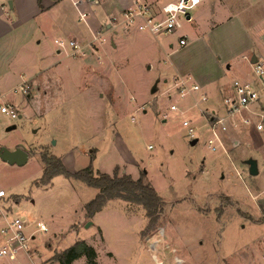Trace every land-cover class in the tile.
I'll return each instance as SVG.
<instances>
[{
    "label": "rangeland",
    "instance_id": "obj_1",
    "mask_svg": "<svg viewBox=\"0 0 264 264\" xmlns=\"http://www.w3.org/2000/svg\"><path fill=\"white\" fill-rule=\"evenodd\" d=\"M74 1L58 0L42 15L48 31L37 56L18 33L10 51L0 49V88L6 93L0 103L11 100L20 111L16 119L0 111V148L29 152L24 165L0 158V188L7 193L0 211L9 219L24 216L25 231L34 237L28 252L0 257V264H62L53 256L77 240L95 248L97 264H264V131L245 125L248 113L242 112L229 117L227 130L216 128L219 143L210 111L226 114V94H205L210 82L245 73L252 57L247 51L264 57L254 34L264 12L239 7L216 26L199 5L191 11L193 22L155 36L135 26L111 30L115 18L122 23L121 7L133 0ZM182 34L189 38L185 45L179 44ZM72 38L90 45L85 55H71ZM229 49L233 66L219 76L217 64ZM180 79L201 89L181 96ZM46 153L72 172L92 166L134 179L147 172L145 179L165 202L160 223L144 234L146 210L123 198L88 216L85 204L98 189L62 174L41 184ZM249 159L257 160L258 175L250 173ZM4 239L0 234V243Z\"/></svg>",
    "mask_w": 264,
    "mask_h": 264
},
{
    "label": "built area",
    "instance_id": "obj_2",
    "mask_svg": "<svg viewBox=\"0 0 264 264\" xmlns=\"http://www.w3.org/2000/svg\"><path fill=\"white\" fill-rule=\"evenodd\" d=\"M202 0H177L167 2L159 7L152 6L146 0H135V2L121 10L123 17L122 23L115 18L113 27L117 29L121 25L125 27L135 26L140 31L150 32L152 35L159 36L161 34H170L178 31L183 27L184 21L192 20L191 11L196 9ZM190 14V18L187 15ZM86 14H81V19H85ZM58 44L64 46V41L57 40ZM188 39L182 36L179 40L180 45L187 44ZM69 46L73 49V55L86 54V47L90 45H82L76 40H69ZM253 72L257 78V82H244L239 79L233 81V91L224 98L226 114L220 115L216 111L211 110V120L213 123L212 129L216 140L222 144L221 138L216 131L219 127L227 130L230 126V116H236L242 112H247L248 115L243 117L242 121L245 125H253L255 130L264 131V58H258L255 63H252ZM21 89L25 90L22 86ZM177 89L181 96H186L192 91L201 89L197 83H189L186 79H180L177 83ZM15 91L17 88L14 89ZM6 96L0 88V97ZM206 100V96L203 97ZM177 106L172 105V109ZM0 111L4 114L16 119L20 116L19 108L12 103L6 101L0 103ZM254 117L257 120L254 121ZM189 121H184V125L188 126ZM193 135V128L190 130ZM209 146L216 150V141L209 140ZM7 195L5 189L0 188V199ZM26 218L15 217L8 218V215L0 211V234L5 236V239L0 243V257L14 259L21 251L28 252L30 249V241L34 238L28 235L25 231ZM40 229L47 231L48 228L43 222H39ZM264 259V256H263Z\"/></svg>",
    "mask_w": 264,
    "mask_h": 264
},
{
    "label": "crops",
    "instance_id": "obj_3",
    "mask_svg": "<svg viewBox=\"0 0 264 264\" xmlns=\"http://www.w3.org/2000/svg\"><path fill=\"white\" fill-rule=\"evenodd\" d=\"M10 1L13 2L12 7L10 5ZM57 1L58 0H41V1L39 0H0V41L2 39L4 40L0 42V49L2 48V46H5V47H8V51H10L11 41H14V39L12 38L13 37L15 38L13 33H18L20 34L19 40H22V42L18 41L19 36L17 35H16L17 37L16 40L20 43H23L24 45L27 43L26 46H28V52L32 53L34 57L37 56L38 55L37 51H41L39 50V47L42 42L41 37L45 35L46 32L48 31V27L44 21L45 18L42 15L47 11V8H50L51 5L56 4ZM171 1H176V0H169V1L168 0H146V2H149L155 7H159ZM134 2L135 0H133V2L129 5L128 4L124 5L123 7H121L120 10L131 6ZM74 3L76 5H79L80 1L76 0L74 1ZM200 5L203 6V10L208 14V18H210L211 24L216 25V26L221 21H225L226 19L231 20L234 16L232 14L236 12L235 11L236 9L239 10V7L243 8V9H240L242 11H244L245 9H250L249 11H253V12H257V11L261 13L264 12V0H202ZM11 13H13V15ZM12 16H15V19ZM80 18H81V15H80ZM193 21H194V16L192 14V20L190 22H193ZM22 25L25 26V30H21V33H19L17 30H19ZM111 30H114V32H116V29L113 26ZM22 34H25V35L23 36ZM254 34L256 36V40L262 43L260 49L258 50V54L261 56H264V41L262 39V36H264V16L261 17V19H259L255 23ZM182 36L186 37L189 42V38L187 35L182 34L180 38ZM28 40H33V41L32 42L29 41L31 43L26 42ZM71 40H76V39L72 38ZM7 41H10V42H7ZM252 48H256V45L255 44L252 45L251 49ZM1 52L5 53V49L0 50V53ZM57 52H60V49H57ZM247 52L252 53L251 59L254 56H258L256 55V52L255 53H253L252 51H247ZM247 52L243 53L244 55H242L244 59L247 56L246 55ZM233 53H234L233 49H229L228 53L225 54V58L222 60V62H219L217 64V68H218L217 72L219 73V76L224 75L226 74V71L231 70L233 66V62H234V57H231ZM71 55H73L72 48H71ZM75 55H78V54H75ZM258 58H264V57H258ZM251 59L249 60L248 64H245L246 68H245V73L243 75L236 76L238 78H234L233 80H230V81L223 79L222 81L210 82L206 86L205 94L207 93L214 94L217 90H219L222 93H225L226 95H228L233 91L232 84L235 79H239L244 82H257V78L253 72V66L251 63ZM47 69L48 68L44 69L42 72H44ZM36 75L37 74H34L31 77H34ZM212 110L216 111L214 109Z\"/></svg>",
    "mask_w": 264,
    "mask_h": 264
},
{
    "label": "trees",
    "instance_id": "obj_4",
    "mask_svg": "<svg viewBox=\"0 0 264 264\" xmlns=\"http://www.w3.org/2000/svg\"><path fill=\"white\" fill-rule=\"evenodd\" d=\"M42 161L44 172L40 179L41 184L49 185L55 175L62 174L67 178L81 180L87 185L98 189L95 198L85 204L84 209L88 216H94L101 211L109 200L123 198L126 201L141 204L146 210L148 225L143 230L144 234L156 228L160 223L165 202L152 183L145 179L147 172H142L138 179H134L130 174L118 176L117 173L111 175L96 172L92 166L72 172L66 168L60 157L48 153L42 156ZM82 256L87 257L88 264H97L95 248L84 240L75 241L66 249L57 252L53 258L62 264H73L75 260Z\"/></svg>",
    "mask_w": 264,
    "mask_h": 264
},
{
    "label": "water",
    "instance_id": "obj_5",
    "mask_svg": "<svg viewBox=\"0 0 264 264\" xmlns=\"http://www.w3.org/2000/svg\"><path fill=\"white\" fill-rule=\"evenodd\" d=\"M10 5L12 7L13 2L10 1ZM188 18H190V14L187 15ZM258 60L257 56H254L251 59V63H255ZM16 128V125H12L8 128V130H13ZM197 142V139H194L192 141V144H195ZM0 158H2L4 161L10 163V164H16V165H24L29 160V152L17 147L13 150H11L8 147L2 146L0 148ZM249 170L252 175H258L259 169H258V162L255 159H249Z\"/></svg>",
    "mask_w": 264,
    "mask_h": 264
}]
</instances>
